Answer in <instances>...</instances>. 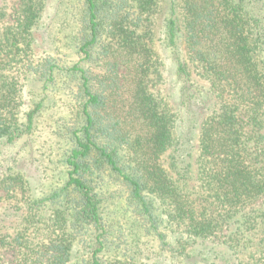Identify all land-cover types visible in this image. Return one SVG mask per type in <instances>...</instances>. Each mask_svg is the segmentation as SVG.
Returning a JSON list of instances; mask_svg holds the SVG:
<instances>
[{
	"label": "trees",
	"instance_id": "trees-1",
	"mask_svg": "<svg viewBox=\"0 0 264 264\" xmlns=\"http://www.w3.org/2000/svg\"><path fill=\"white\" fill-rule=\"evenodd\" d=\"M45 1L0 0V264H264V0Z\"/></svg>",
	"mask_w": 264,
	"mask_h": 264
},
{
	"label": "rangeland",
	"instance_id": "rangeland-1",
	"mask_svg": "<svg viewBox=\"0 0 264 264\" xmlns=\"http://www.w3.org/2000/svg\"><path fill=\"white\" fill-rule=\"evenodd\" d=\"M57 0H46L45 1V5L47 6V9H46V12L42 18V21H41V24L40 26H43L42 23L44 22H51L52 20L54 21H59L58 18H57ZM16 16V15H15ZM15 19V17H9L8 19L5 20V23L7 22V24L9 25H13L15 23V21L13 22V20ZM56 24H52V28L54 30ZM43 30H41V32L39 33V35L41 36V34H43ZM52 32H55V31H50V35H52ZM35 53L37 54V57L38 58H42V57H45L47 56V53H50L49 50L47 49V45H41V46H38ZM70 64V62L68 63ZM37 144L38 146H44L43 148H46L48 147V134L45 135V136H41L40 139L37 141ZM3 203V201L1 202V204ZM5 258V262L6 263H9V264H14V258L12 256L11 253H7V255L4 256Z\"/></svg>",
	"mask_w": 264,
	"mask_h": 264
}]
</instances>
